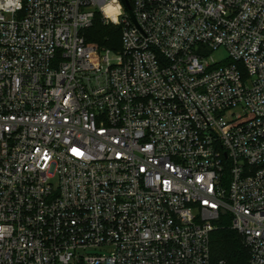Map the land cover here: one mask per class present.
<instances>
[{"label": "built area", "instance_id": "obj_1", "mask_svg": "<svg viewBox=\"0 0 264 264\" xmlns=\"http://www.w3.org/2000/svg\"><path fill=\"white\" fill-rule=\"evenodd\" d=\"M129 1L0 0V264H264V0Z\"/></svg>", "mask_w": 264, "mask_h": 264}, {"label": "trees", "instance_id": "obj_2", "mask_svg": "<svg viewBox=\"0 0 264 264\" xmlns=\"http://www.w3.org/2000/svg\"><path fill=\"white\" fill-rule=\"evenodd\" d=\"M121 34V25L107 24L100 16L85 31L88 41L113 50L121 49ZM216 224L211 240L212 264H249L248 249L238 231L231 227V220L224 217Z\"/></svg>", "mask_w": 264, "mask_h": 264}, {"label": "rangeland", "instance_id": "obj_3", "mask_svg": "<svg viewBox=\"0 0 264 264\" xmlns=\"http://www.w3.org/2000/svg\"><path fill=\"white\" fill-rule=\"evenodd\" d=\"M213 56L217 61L225 60L228 57V52L225 48H220V49L214 51ZM80 252H81V254H84V255H86V254H91V255L108 254L111 252V248H109V247H97V248L92 247V248H88L86 250H81Z\"/></svg>", "mask_w": 264, "mask_h": 264}, {"label": "clouds", "instance_id": "obj_4", "mask_svg": "<svg viewBox=\"0 0 264 264\" xmlns=\"http://www.w3.org/2000/svg\"><path fill=\"white\" fill-rule=\"evenodd\" d=\"M112 3H116V0H111V3L109 4V6L105 9V11L107 12L109 18L112 20L113 23H119L118 20V15L120 14V7L119 4L116 3V7L113 8L112 7ZM115 13V14H113ZM3 235V230L0 229V237H2Z\"/></svg>", "mask_w": 264, "mask_h": 264}, {"label": "water", "instance_id": "obj_5", "mask_svg": "<svg viewBox=\"0 0 264 264\" xmlns=\"http://www.w3.org/2000/svg\"><path fill=\"white\" fill-rule=\"evenodd\" d=\"M122 2L124 3L126 9L130 12L132 17L134 18V15L132 13V7H131V4H130V1L129 0H122Z\"/></svg>", "mask_w": 264, "mask_h": 264}]
</instances>
